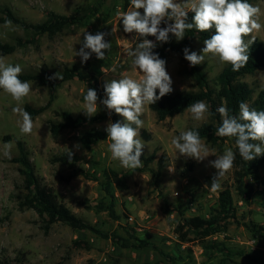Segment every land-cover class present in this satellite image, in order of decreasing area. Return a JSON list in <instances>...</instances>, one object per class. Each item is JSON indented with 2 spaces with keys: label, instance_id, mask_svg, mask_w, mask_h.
Masks as SVG:
<instances>
[{
  "label": "rangeland",
  "instance_id": "rangeland-1",
  "mask_svg": "<svg viewBox=\"0 0 264 264\" xmlns=\"http://www.w3.org/2000/svg\"><path fill=\"white\" fill-rule=\"evenodd\" d=\"M251 4L261 9L260 23L264 25V0H251ZM0 5L10 7L17 16L34 24L44 22L47 11L71 15L78 7L100 5L98 13L88 20L86 26L64 30L55 38L43 35L35 43L18 47L10 55L0 53V59L6 64H19L21 74L48 71L52 77L74 65L85 71L86 63H82L79 56H74L75 51L78 52L82 46L80 42L84 32L95 34L99 31L106 33L105 39L112 44L110 52H105V60L96 56L91 59V68L100 83L104 85L106 81L118 79L122 73L139 79L141 73L131 67V58L125 50L134 48L140 41L135 33L124 32L122 21L117 16V11L129 10L130 0H0ZM139 11L143 13V9ZM1 17L0 14V20ZM165 26L162 22L161 27ZM113 28L117 30L113 32ZM252 35L264 41V27L250 34L249 38ZM169 36L176 42L184 39L177 41L171 33ZM19 38H32V32L20 25L0 21V42L16 44ZM152 41L156 44L153 50L161 47V42ZM203 42L194 41L190 50L202 54ZM200 65L208 79L214 82L227 64L207 54ZM166 69L173 81L172 93L199 90L189 73V66L179 53H171ZM53 80L58 83L56 89L51 85L40 86L37 82H30L32 90L23 99V108L27 104L42 107L51 101V107L33 120L31 134L20 133L21 117L12 111L18 102L0 89V258L10 260L11 264H264V236L254 237L249 229L251 222L264 226L262 187L252 177L247 178L246 182L254 185L255 192L251 203H246L238 189L237 169L233 167L219 179L220 188L216 191L211 189V180L217 175V170L210 161L217 158L215 155H222L226 148L234 151L235 144L229 140L215 146L203 140L215 155L197 162L179 155L171 143L173 137L183 131L213 124L211 115L197 121L186 111L159 121L146 105L141 117L144 127L140 130V138L145 142L143 154L147 158L153 155L154 161L148 165L143 162V167L136 170L125 169L111 159L108 151L110 141H101L89 150L81 143V137L87 131H105L109 121L115 122L111 117L65 130L59 136L52 134L51 124L62 121V112L70 113L73 118L85 115L82 97L87 91L85 83L77 79L66 82L59 78ZM241 81L251 86L253 99H256L264 90V70L246 75ZM98 105L95 115L109 113L99 101ZM118 118L123 121L121 116ZM142 130L151 134L150 141L141 136ZM18 142L24 145L42 183L52 187L60 202L108 238L92 231H75L62 223L46 229L37 211L21 208L20 203L27 190L20 173L21 166L13 161L20 156ZM76 144L80 145L79 150L74 147ZM6 145L10 148L11 158L4 155ZM69 149L80 158L77 164L52 163L53 157ZM80 170L90 173L94 179L79 175ZM106 170L125 175L128 180V190L112 188L116 217L111 216L108 210H100L101 205L112 204V199L103 189ZM260 173L264 177V167ZM226 189L232 192L237 221H230L226 232L206 239H199L191 233V241H181L175 231L181 217L177 213H168L167 203L172 207L182 205L185 217L208 219ZM112 236L121 237L127 247L117 245ZM78 240L89 242L92 248H78L75 246ZM210 244L216 247L208 248Z\"/></svg>",
  "mask_w": 264,
  "mask_h": 264
},
{
  "label": "clouds",
  "instance_id": "clouds-1",
  "mask_svg": "<svg viewBox=\"0 0 264 264\" xmlns=\"http://www.w3.org/2000/svg\"><path fill=\"white\" fill-rule=\"evenodd\" d=\"M143 9V13L139 10ZM189 12L193 13L191 22ZM261 9L249 3L248 0H130L128 11H117V16L123 24L125 33H135L142 38L134 48L125 50L131 58V67L138 70L139 79L121 74L118 79L106 81L103 85L105 97L100 100L97 91L87 88L83 96L85 115L92 117L99 110V103L103 104L109 114L114 112L123 121H109L105 131L107 133L108 151L111 159L118 161L125 169L136 170L143 167L141 156L145 142L140 138V130L144 127L141 119L146 105H153L162 97L173 91V81L166 69V61L153 52L156 44L147 39L153 36L156 41L166 43L169 34L177 41L184 38L187 31L195 29L198 32L214 33L204 40L202 54L183 50L184 59L190 66L202 64L207 54L218 57L222 64L231 65L233 72H238L249 61V48L255 42V36L246 40L249 34L260 31L264 25L260 23ZM162 22L166 25L161 27ZM117 29H112L115 32ZM107 34L84 32L82 44L74 56H79L81 62H87L93 54L97 59L105 60V52H110L112 44L105 40ZM22 68L19 64H6L0 59V89L18 102L12 108L13 113L21 117L20 133L31 134L34 123L31 114L22 106L23 99L32 90V84L20 79ZM63 79L60 72L49 79ZM158 90V94H157ZM193 119L205 120L212 115L209 105L199 100L188 105ZM221 123L215 135L234 138L239 156L244 161H252L264 154V111L250 108L247 103L239 104V114L229 113L228 108L221 104L216 108ZM179 155L202 162L209 155H215L201 139L199 131L187 130L173 137L171 141ZM74 147L79 150L80 145ZM4 155L11 158L10 148L6 145ZM210 161V165L217 170V175L211 180V189L220 188L219 179L224 177L233 167L236 152L226 148L222 155ZM69 161L73 157L71 149L68 151ZM171 170V169H170Z\"/></svg>",
  "mask_w": 264,
  "mask_h": 264
},
{
  "label": "trees",
  "instance_id": "trees-1",
  "mask_svg": "<svg viewBox=\"0 0 264 264\" xmlns=\"http://www.w3.org/2000/svg\"><path fill=\"white\" fill-rule=\"evenodd\" d=\"M251 3V0H248ZM100 5H93L91 7H78L71 15H60L54 11L46 12V20L42 23H28L23 18L17 16L15 12L8 6L0 5V14L2 23H13L20 25L23 28L32 32V38L17 39L16 44H5L0 42V53L3 56L10 55L16 51L18 47H26L29 44L43 36L47 35L49 38H55L58 34L67 29H73L80 26H86L88 20L95 16L99 11ZM193 13L189 12L188 20L191 22ZM214 33V29L208 32H198L195 29L186 32L182 42H176L169 36L166 43L161 42V47L153 50L161 59L166 61V67L169 63L171 53H179L182 60L189 66L190 75L196 80L199 90L190 93H170L162 97L149 108L157 115L159 121H165L167 118H172L176 115L183 114L187 111L188 105L196 101L203 100L210 105L213 124H204L203 126L194 130L199 131L201 139L217 146L222 145L226 141H232L235 144L234 138L219 137L215 135L216 129L221 123L219 114L216 108L224 104L230 114H239V104L241 102L247 103L250 108L257 111H264V90H262L256 99H253L254 90L251 86L242 82L241 78L246 75H253L258 71L264 70V41L256 38L255 42L249 48V61L247 65L241 68L238 72H233L231 65H226L222 72L217 76L214 82H211L203 71L201 65L190 66L189 62L184 59L183 50L187 47L189 50L194 41H204ZM245 37L246 40L251 39ZM142 38L138 37L140 41ZM147 39L155 40L153 36H148ZM106 40V39H105ZM107 41V40H106ZM191 52V50H190ZM91 58L85 62L86 70L82 71L77 65L66 67L62 73V82L70 80H79L85 83L87 88H93L97 91L100 99H104V87L100 83L98 75L91 68ZM51 77L48 71L21 74L20 79L28 82H37L40 86L51 85L53 89L58 87V83ZM86 94V92H85ZM84 94V95H85ZM158 94V90H157ZM83 95V96H84ZM83 100V97H82ZM51 107V101L42 107H33L29 104L25 105L24 109L28 111L32 119L41 116ZM62 121L53 122L51 124V132L54 136H59L63 131L69 129H77L83 124L101 122L111 117L115 122L119 121L118 115L112 112L111 114H99L92 117L85 115L73 118L72 115L66 111L61 114ZM141 136L146 140H151V134L146 130L141 131ZM107 140L106 131L89 130L81 137V143L86 149H91L95 144ZM20 149V156L13 159L15 163L20 164V173L24 177L27 194L25 199L20 203L21 208L34 209L37 211L41 219L45 222L46 229L57 223L65 224L75 231H92L108 238L109 236L103 234L95 228L94 225L78 217L65 204L59 201L54 189L42 183L37 177L35 167L25 151V147L21 142H18ZM236 152V159L234 167L236 170L237 183L240 195L243 200L250 204L254 196V185L246 182V179L252 177L259 186L262 187L264 196V177L261 176V169L264 167V155L258 156L254 160L248 162L244 161L234 148ZM141 160L146 165L154 161V156L146 157L144 154ZM52 163H61L63 165H75L80 161V158L73 154L71 161H69L68 152L52 158ZM163 162V160H162ZM79 175L87 179H94L90 173L80 170ZM70 179V178H68ZM116 187L119 191H126L129 189L128 180L125 175H121L113 170L105 171V181L103 182V189L106 194L112 199L110 206L101 205L100 210H108L110 215L116 217L114 211L112 188ZM168 213H177L181 217V222L176 227V233L183 242L191 241L189 235L192 233L199 239H206L214 235L226 232L230 221H237L236 208L234 205V198L230 189H226L220 195L218 207L212 210L210 218H203L200 216L185 217V211L182 205L172 207L169 203L166 205ZM249 229L254 237L264 236V226L251 222ZM113 241L121 247H127V244L122 242L121 237L112 236ZM75 246L90 250L91 244L85 240L75 241ZM208 246V245H207ZM216 246L210 244L208 248H215ZM0 264H11L10 260L0 258ZM117 264V263H115Z\"/></svg>",
  "mask_w": 264,
  "mask_h": 264
}]
</instances>
